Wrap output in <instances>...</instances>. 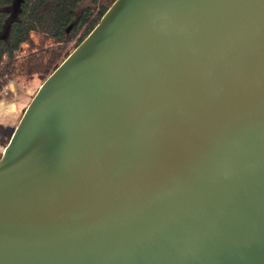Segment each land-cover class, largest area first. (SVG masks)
Returning a JSON list of instances; mask_svg holds the SVG:
<instances>
[{"label":"water","instance_id":"obj_1","mask_svg":"<svg viewBox=\"0 0 264 264\" xmlns=\"http://www.w3.org/2000/svg\"><path fill=\"white\" fill-rule=\"evenodd\" d=\"M0 264H264V0H115L1 152Z\"/></svg>","mask_w":264,"mask_h":264},{"label":"trees","instance_id":"obj_2","mask_svg":"<svg viewBox=\"0 0 264 264\" xmlns=\"http://www.w3.org/2000/svg\"><path fill=\"white\" fill-rule=\"evenodd\" d=\"M114 1L0 0V93L17 77L44 81Z\"/></svg>","mask_w":264,"mask_h":264},{"label":"rangeland","instance_id":"obj_3","mask_svg":"<svg viewBox=\"0 0 264 264\" xmlns=\"http://www.w3.org/2000/svg\"><path fill=\"white\" fill-rule=\"evenodd\" d=\"M88 4L89 0H81L78 11H80L83 7L87 6ZM73 49H71L70 52ZM42 82L43 80L37 77L31 79L17 77L13 81H11L9 85L5 87L0 93V98H4L5 103H14L17 108L16 115L11 117L10 119H3L0 121V123H4L2 125H4L5 127L4 128L0 125V152H2L3 148L5 147V142H8L14 129V126L17 125L22 115V112L24 111V109L26 108V106L28 105L31 98L33 97ZM2 137H4V139Z\"/></svg>","mask_w":264,"mask_h":264},{"label":"crops","instance_id":"obj_4","mask_svg":"<svg viewBox=\"0 0 264 264\" xmlns=\"http://www.w3.org/2000/svg\"><path fill=\"white\" fill-rule=\"evenodd\" d=\"M10 106H13L14 109L12 111H8L7 108H9ZM17 112V108L16 105L14 103H5V99L4 98H0V121L3 119H10L11 117H13L14 115H16ZM3 122L0 123L1 126L4 127ZM5 128V127H4ZM4 139V137H2Z\"/></svg>","mask_w":264,"mask_h":264},{"label":"bare ground","instance_id":"obj_5","mask_svg":"<svg viewBox=\"0 0 264 264\" xmlns=\"http://www.w3.org/2000/svg\"><path fill=\"white\" fill-rule=\"evenodd\" d=\"M14 109L13 106H10L9 108H7L8 111H12Z\"/></svg>","mask_w":264,"mask_h":264}]
</instances>
